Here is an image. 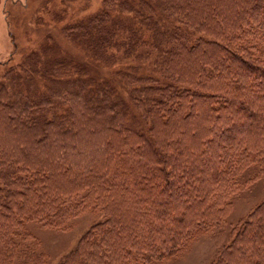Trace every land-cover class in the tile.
Listing matches in <instances>:
<instances>
[{
    "label": "trees",
    "instance_id": "obj_1",
    "mask_svg": "<svg viewBox=\"0 0 264 264\" xmlns=\"http://www.w3.org/2000/svg\"><path fill=\"white\" fill-rule=\"evenodd\" d=\"M194 1L201 5L191 12L169 13L181 25L146 26L168 81L130 77L144 96L136 102L152 122L151 138L109 126L106 139L85 144L75 117L32 118L37 104L19 107L16 117L17 132L32 138L8 146L0 130V264H47L33 249L18 252V240L38 248L25 224L64 229L82 213L71 200L85 190L105 220L60 264L170 260L223 223L245 169H264V42L249 45L264 30V0ZM85 31L90 50L104 58L111 27ZM136 46L123 55L142 61ZM223 253L219 264H264V201Z\"/></svg>",
    "mask_w": 264,
    "mask_h": 264
},
{
    "label": "rangeland",
    "instance_id": "obj_2",
    "mask_svg": "<svg viewBox=\"0 0 264 264\" xmlns=\"http://www.w3.org/2000/svg\"><path fill=\"white\" fill-rule=\"evenodd\" d=\"M157 4L156 0H0V130L5 144L15 146L23 136L32 138L24 130H16L18 108L25 104L40 105L32 118L42 117L43 112L52 122L75 117L71 123L84 127L77 137L85 144L106 139L109 126L151 138L152 122L136 102L144 96L130 84V77H147L160 84L168 81L160 70L161 57L150 46L151 32L146 26L177 27L181 24L175 17H168L169 13L191 12L201 5L194 0ZM148 16L151 22L143 20ZM95 18L99 19L97 23ZM98 25L111 27L114 33L112 47L104 58L93 54L89 37L83 36L86 27L90 30ZM129 29L137 42H132ZM263 42L264 30L249 45L261 48ZM133 43H137L135 51L142 55V61L123 55ZM86 95L92 100L87 101ZM234 188L237 191L229 199L231 209L221 225L185 244L176 257L149 264H219L223 252L264 201V169L259 165L248 167ZM87 195L85 190L72 198L76 207H82V213L64 229L28 221L25 231L38 248L18 240V252L33 249L47 257V264H60L92 227L105 220L101 209L92 210V204L87 205ZM20 262L18 259L16 264Z\"/></svg>",
    "mask_w": 264,
    "mask_h": 264
}]
</instances>
